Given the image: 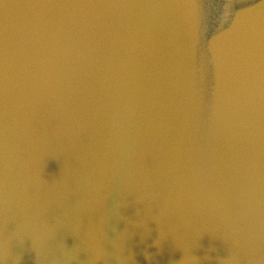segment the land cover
I'll list each match as a JSON object with an SVG mask.
<instances>
[{
  "label": "water",
  "instance_id": "obj_1",
  "mask_svg": "<svg viewBox=\"0 0 264 264\" xmlns=\"http://www.w3.org/2000/svg\"><path fill=\"white\" fill-rule=\"evenodd\" d=\"M0 264H264V0H0Z\"/></svg>",
  "mask_w": 264,
  "mask_h": 264
}]
</instances>
